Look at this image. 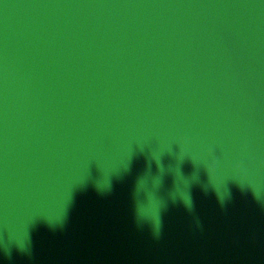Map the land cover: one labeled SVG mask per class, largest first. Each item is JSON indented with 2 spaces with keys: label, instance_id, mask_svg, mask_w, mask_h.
I'll use <instances>...</instances> for the list:
<instances>
[{
  "label": "water",
  "instance_id": "1",
  "mask_svg": "<svg viewBox=\"0 0 264 264\" xmlns=\"http://www.w3.org/2000/svg\"><path fill=\"white\" fill-rule=\"evenodd\" d=\"M0 264H264V0H0Z\"/></svg>",
  "mask_w": 264,
  "mask_h": 264
}]
</instances>
